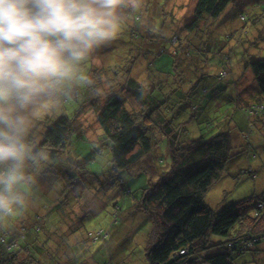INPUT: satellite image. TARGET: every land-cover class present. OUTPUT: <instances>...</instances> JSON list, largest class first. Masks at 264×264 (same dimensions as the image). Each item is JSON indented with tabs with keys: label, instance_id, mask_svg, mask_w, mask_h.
Listing matches in <instances>:
<instances>
[{
	"label": "trees",
	"instance_id": "1",
	"mask_svg": "<svg viewBox=\"0 0 264 264\" xmlns=\"http://www.w3.org/2000/svg\"><path fill=\"white\" fill-rule=\"evenodd\" d=\"M231 2L198 0L194 17L185 25L187 33L194 34L193 42L184 43L185 37L175 34L168 41L169 49L162 47L159 51L173 56L171 61L156 65L154 61L160 59V54L149 56L150 48L139 55L148 59L146 86L130 76V65L136 57L114 70V78H122L123 83L118 81L97 107L102 140H106L97 151L102 154L104 147L109 149V170H87L88 161L76 155H71L73 160L69 162L76 115L70 116L66 109L55 119L46 117L42 121L45 129L36 140L31 135L24 139L37 158L28 166L45 161L54 167H75L80 176L93 177L98 184L94 189L105 205L97 213L85 215L74 227L70 213L76 202L72 194L70 198V189L59 188L61 196L42 206L45 213L42 207L35 208L37 203L27 202L15 215L0 216V264H117L111 260L122 256L124 243L138 235L145 240L143 264H264V57L243 64L258 84L252 102L244 103L236 89L220 96L224 88L236 84L234 79L238 77L233 76L225 86L220 83L235 66L230 65V53L220 52L222 67L212 74L214 77L207 73L210 57L206 53L213 34L211 29H200L206 19L219 20ZM131 11L128 14L132 15ZM261 13L256 12L252 19L253 24L261 23L250 30L253 37L237 40L233 47L237 49L251 40L256 45L261 43L258 40L264 29V10ZM238 16L241 21L250 22L252 18L247 12H239ZM139 18L133 15L136 32L131 40L139 34ZM234 34L227 33L231 40L221 45L234 41ZM168 63L178 73L172 76L164 71ZM192 63L188 73L186 69ZM80 90L84 93L86 88L77 82L62 89L61 95L69 93L78 101L74 94ZM201 91L206 92L202 98ZM210 91L217 95L213 111L209 109L212 99L206 96ZM217 111H222L223 117L220 120L217 116L215 122L213 114ZM203 117L211 126L202 125ZM164 152L171 157L165 171L158 165ZM41 154L47 159H41ZM240 155L244 164L235 160ZM234 160L238 169L235 177L256 180L258 190L242 200L212 208L206 203V195ZM70 175L73 180L75 174ZM114 185L118 187L117 196ZM134 213L136 217L141 213L142 220L134 216L133 222H124L123 216L131 219ZM96 214H105L101 223L108 227L97 224L90 229L85 220ZM123 228L127 230L120 232Z\"/></svg>",
	"mask_w": 264,
	"mask_h": 264
},
{
	"label": "rangeland",
	"instance_id": "2",
	"mask_svg": "<svg viewBox=\"0 0 264 264\" xmlns=\"http://www.w3.org/2000/svg\"><path fill=\"white\" fill-rule=\"evenodd\" d=\"M197 1L198 0H141L140 6L136 9H132V15L128 14L129 10H131L129 7L122 8L120 11L122 28L117 38L109 44L103 45L94 50L85 61L81 62L77 67L76 77L72 80H65L50 85V87L46 88L43 93L39 94L28 108L22 112L25 119L23 132L24 139H29L31 135V137L35 136L36 140L45 129L42 121L46 120V117L48 119H55L66 109L70 116L76 115L73 120L76 131L73 138L75 143L72 146V152L70 149V152L67 154L69 162L73 160L71 155L73 157L76 155V157L81 158L83 161H88L86 165L87 170L94 173H103V171L109 170V149L104 147L102 154L97 151L101 144H104V142L106 143L105 139L102 140L103 131L98 121L97 107H100L103 104L106 96L111 92L110 90H113V88L116 87L118 81L123 83L122 78H114V70L118 65H122L124 62L126 63L127 59L129 60L136 57L133 64L130 65V62L127 63L131 68L130 76H133L146 86L148 83V59L140 56H142V54L145 53V50L149 48V56L153 53L157 54V52L161 51L162 47H165L168 50V41L171 37L173 38L175 34L178 37H185L184 43L193 42L195 39L194 34L187 33L185 25L194 17V8ZM263 10L264 0H232L227 9L222 13L219 20L214 21L206 19L201 23L200 29H211L213 34L212 38L211 36L209 38L210 43L206 53L208 57H210V63L207 67V71L209 72L207 73L211 76H213L212 74L217 73L219 68L222 67L220 52H228L231 56L230 65L231 67L235 66V68L233 71L231 70L230 76L224 80L223 83H220L222 86H225L224 83H228L229 79L233 80L232 76L235 78L238 77L236 80L234 79L236 84L228 86L227 89L224 88L223 90H225V92L221 93L220 96L229 93V91L232 92V89H236L240 99L246 103L250 101L252 102L253 97L258 93V84L254 75L250 70H245L243 64L254 58L264 57V29L258 40L261 41V43H258V45L251 40L247 41L246 44L243 43L236 49L233 47V44L235 43L236 45L237 40L242 38L251 39L253 37L252 31L250 30L252 27H255L257 24L260 25L261 23L259 24L258 21L253 24L252 19L256 17V12L257 14H262L261 11ZM239 12L250 13L252 17L249 20L250 22H248V20L241 21L239 18L241 16H238ZM135 14H137L138 17L140 15V21H137V30L140 35L138 34L136 38L131 40L133 38L132 35L136 32L133 29V15ZM213 29L217 30L218 33L214 32ZM234 32V36H236L234 41L231 43H229L230 41L226 42L227 44L223 47L221 45L223 44L222 41L231 40L227 33L230 34ZM231 47L233 48L229 51ZM159 54L160 59L158 58L154 61L156 65H161L166 59H170L171 61V57H173L168 52L163 54L159 52ZM150 62L151 60L149 59L148 64H150ZM193 65L194 63L190 64L188 66L189 68L186 69L188 73H191L189 70H192ZM198 65L200 67L202 63ZM152 69L154 70V67ZM164 71L172 76L173 72H177V70H172V63H168V65L164 67ZM80 75L87 76L91 81V84L86 85L83 81L79 80ZM77 82L82 87L86 88L84 93L80 90L78 91V94H74L78 98V101L72 99L69 93L61 95L62 89H68L71 85L76 84ZM211 83H213V80H211ZM221 91L222 90H220L219 93ZM205 93V91L204 93L201 91L199 94L200 97L202 98ZM206 96L207 98L212 99L209 109L213 111L215 107L214 99L217 95L210 91ZM126 106L130 108V103L126 102ZM221 112L222 111H217L213 114L215 122L217 116H220V120L222 119L223 114H221ZM201 122L203 126L206 124L211 126L207 117H203ZM221 123H223V121H221ZM235 160L244 164L241 155ZM235 160L228 164L229 166L223 177L214 183L206 195V203L212 208L218 209L222 206L242 200L245 197L250 196L253 192H256L255 190H258V186H254L256 180L248 176L242 177V179L235 177L236 173H238ZM158 165L162 167V170H167L169 165H171V157L164 152L163 157L158 161ZM26 169L29 174L32 173L34 175L33 180L35 181V184L31 181L32 183L30 182V184L18 185L16 189L24 197L25 205L27 202L28 205L31 203H37L38 206H35V208L38 209L42 206H48L52 203V199L57 200L61 196L58 191L59 188H65L64 191L70 189V198L72 194L73 199L76 202L73 212L71 211L72 213H70V216L74 221V227L80 225V219L84 218L85 215L91 213L95 214L105 205L103 200L99 199L100 195L94 189V187H96L95 185L98 184L95 180L92 181L93 177L91 178L88 175L80 176V173L75 172V167L68 165L54 167L43 161L37 166H34L31 163H29L28 166L27 163ZM70 174H75L73 180L70 178ZM144 180L145 178L142 182H144ZM117 188V185H114L113 189H115L116 193H114V195L116 196ZM98 190L102 191V189ZM22 191L29 196L25 197L22 194ZM43 193H46L50 197H47V195H44ZM138 193H140V191H138ZM55 208L54 210H56ZM42 211L45 213V207H42ZM135 215L136 213L131 216V219H127V216H123V219H125L124 222H133L132 219L136 217ZM104 217L105 214L100 216H97L96 214L86 218L85 222L88 223L90 229H95L97 224L108 227L107 224L105 225L101 223L102 220L104 221ZM136 220H142L141 213H137ZM119 230L120 232H123L127 229L123 228ZM130 230L128 231L130 232ZM122 236L123 235L121 234V237ZM126 238H130V236H127ZM114 243L116 242H113L111 247H114ZM124 245L125 247L120 253L123 255L115 256L111 260L112 263H144L145 240L143 236L138 235V237H135L134 239L131 238L127 243H124Z\"/></svg>",
	"mask_w": 264,
	"mask_h": 264
},
{
	"label": "clouds",
	"instance_id": "3",
	"mask_svg": "<svg viewBox=\"0 0 264 264\" xmlns=\"http://www.w3.org/2000/svg\"><path fill=\"white\" fill-rule=\"evenodd\" d=\"M141 0H0V216L25 204L16 190L33 177L36 154L25 142L22 112L54 83L119 35L120 11ZM79 80L91 81L85 75ZM41 159H47L41 154Z\"/></svg>",
	"mask_w": 264,
	"mask_h": 264
}]
</instances>
